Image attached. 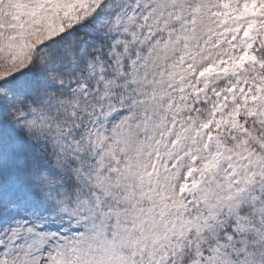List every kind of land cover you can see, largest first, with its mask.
I'll list each match as a JSON object with an SVG mask.
<instances>
[{
  "label": "snow or ice",
  "instance_id": "snow-or-ice-1",
  "mask_svg": "<svg viewBox=\"0 0 264 264\" xmlns=\"http://www.w3.org/2000/svg\"><path fill=\"white\" fill-rule=\"evenodd\" d=\"M0 264H264V0H0Z\"/></svg>",
  "mask_w": 264,
  "mask_h": 264
}]
</instances>
